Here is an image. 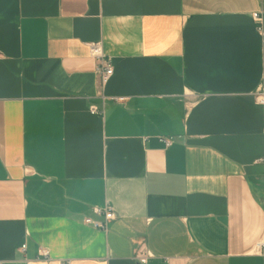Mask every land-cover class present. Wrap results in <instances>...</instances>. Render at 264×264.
I'll return each instance as SVG.
<instances>
[{
  "label": "crops",
  "instance_id": "0c3cea01",
  "mask_svg": "<svg viewBox=\"0 0 264 264\" xmlns=\"http://www.w3.org/2000/svg\"><path fill=\"white\" fill-rule=\"evenodd\" d=\"M260 98L264 0H0V264H264Z\"/></svg>",
  "mask_w": 264,
  "mask_h": 264
},
{
  "label": "built area",
  "instance_id": "2783aa9c",
  "mask_svg": "<svg viewBox=\"0 0 264 264\" xmlns=\"http://www.w3.org/2000/svg\"><path fill=\"white\" fill-rule=\"evenodd\" d=\"M253 19L256 22L260 21V17H259L258 14H254L253 15ZM89 51H90L91 57H93V58H95L97 60L98 59L101 60L103 58L102 49H101V47L98 44H90ZM97 73H98V76H99L101 84H104L113 75V68L108 62H105L104 64H102L98 68ZM258 102H259V104L263 105L264 104V98H260L258 100ZM90 113L93 114V115L94 114H98V115L100 114L95 107H91L90 108ZM163 143L165 144L166 147H169L172 142L170 140L166 139V140H163ZM103 211H104V214H105L106 221L110 220V216L112 214L110 208H107L105 210L95 209V213L96 214H102ZM85 223L86 224H92L95 228H100V229H105L106 228V224L105 223L93 222L91 219H86ZM22 248H25V247L23 246ZM138 264H146V258L144 256L139 257L138 258Z\"/></svg>",
  "mask_w": 264,
  "mask_h": 264
},
{
  "label": "bare ground",
  "instance_id": "6f19581e",
  "mask_svg": "<svg viewBox=\"0 0 264 264\" xmlns=\"http://www.w3.org/2000/svg\"><path fill=\"white\" fill-rule=\"evenodd\" d=\"M89 53H90V51H89ZM91 56V55H90Z\"/></svg>",
  "mask_w": 264,
  "mask_h": 264
}]
</instances>
